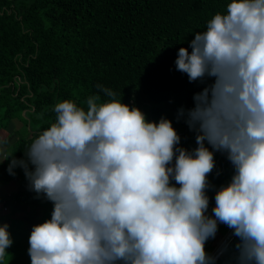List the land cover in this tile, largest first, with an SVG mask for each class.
Segmentation results:
<instances>
[{
    "label": "clouds",
    "instance_id": "clouds-1",
    "mask_svg": "<svg viewBox=\"0 0 264 264\" xmlns=\"http://www.w3.org/2000/svg\"><path fill=\"white\" fill-rule=\"evenodd\" d=\"M192 36L174 63L190 83L211 80L176 113L195 148L179 146L171 120L149 121L97 85L107 99L57 102L23 158L0 159L52 204L32 226L31 264H216L205 243L221 224L236 238L234 264H264V0H229ZM216 152L233 174L208 214ZM8 228L0 225V262Z\"/></svg>",
    "mask_w": 264,
    "mask_h": 264
},
{
    "label": "trees",
    "instance_id": "trees-1",
    "mask_svg": "<svg viewBox=\"0 0 264 264\" xmlns=\"http://www.w3.org/2000/svg\"><path fill=\"white\" fill-rule=\"evenodd\" d=\"M229 0H0V130L16 120L28 134L13 144L14 156L23 158L27 146L55 119L54 105L66 99L86 108L91 95L107 99L97 85L110 88L121 102L138 107L149 121L163 115L172 121L185 149L196 147L195 133L177 109L193 106V93L211 80L190 83L176 70L180 47L187 48L195 31H203ZM21 134V133H20ZM19 134V135H20ZM211 150V149H210ZM215 168L206 190L208 214L214 206L215 189L226 185L233 168L225 155L214 153ZM0 163V186L9 185L18 174ZM219 172V175H217ZM173 183H175L173 181ZM27 182L9 198L32 212L46 201L34 199ZM35 207V208H34ZM43 215V214H42ZM44 212L39 223L49 219ZM219 225L205 251L215 249Z\"/></svg>",
    "mask_w": 264,
    "mask_h": 264
},
{
    "label": "rangeland",
    "instance_id": "rangeland-1",
    "mask_svg": "<svg viewBox=\"0 0 264 264\" xmlns=\"http://www.w3.org/2000/svg\"><path fill=\"white\" fill-rule=\"evenodd\" d=\"M27 131L24 129V124L21 121H14L11 122L10 126H7L6 128H1L0 130V144L4 150H7L8 153H14L13 144L16 143L18 139H20L21 135L24 136L26 139ZM21 133V134H20ZM20 134V135H19ZM0 153H2L0 151ZM1 156V154H0ZM174 163V161H173ZM16 175L18 174L21 181L23 183L27 182L24 176L23 171L17 167L14 169ZM14 179L9 186L6 185L5 189L10 190H17L16 189V182L18 184H23L22 182ZM4 187V186H3ZM7 191L1 190L0 196L5 197ZM14 204L13 202H11ZM1 207H3L0 204ZM43 207L38 206L35 208L34 211L30 212L28 206H22L23 210L27 212V218L21 219V220H14V224L9 227L8 232L10 233V237L13 241L12 245L6 249V253L9 255H6L5 260L3 262H0V264H31L30 257L28 255V248H29V242L28 238L32 229V226L35 224H39V217L44 215V212H52V204L48 201H46L45 205H42ZM14 209V208H13ZM13 210H11L12 212ZM43 214V215H42ZM227 232V231H226ZM226 232L218 235V241L216 243V246L220 243L222 237L226 234ZM215 246V247H216ZM214 249H212L208 254L211 255Z\"/></svg>",
    "mask_w": 264,
    "mask_h": 264
},
{
    "label": "crops",
    "instance_id": "crops-1",
    "mask_svg": "<svg viewBox=\"0 0 264 264\" xmlns=\"http://www.w3.org/2000/svg\"><path fill=\"white\" fill-rule=\"evenodd\" d=\"M0 151L2 152V153H0L1 154L0 159H3L7 155L8 151L4 150V148H2V146H1V144H0ZM16 180L22 182L19 175H18V177H16ZM9 185H7V186H9ZM22 185H25V183L18 184L16 182V189L17 190H15V189L14 190H10V189L8 190V189H5L6 186H4V187L0 186V191L1 190L7 191L5 197H3V196L2 197L3 198H9L12 194L17 193L21 189ZM11 210H13V211L11 212ZM26 218H27V212L25 210H23V207L18 205V204L15 205V203L14 204L9 203L4 207L0 206V225L6 223L9 225V227H11L14 224V220H11V219H15V221H16V220H21V219H26Z\"/></svg>",
    "mask_w": 264,
    "mask_h": 264
},
{
    "label": "water",
    "instance_id": "water-1",
    "mask_svg": "<svg viewBox=\"0 0 264 264\" xmlns=\"http://www.w3.org/2000/svg\"><path fill=\"white\" fill-rule=\"evenodd\" d=\"M236 242V238L232 235L230 229L227 230L226 234L222 237L220 243L215 247L210 256L217 257L216 264H234L233 245ZM226 247V250H224Z\"/></svg>",
    "mask_w": 264,
    "mask_h": 264
}]
</instances>
